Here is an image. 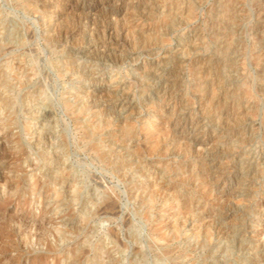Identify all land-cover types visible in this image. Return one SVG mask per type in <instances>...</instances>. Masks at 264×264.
<instances>
[{
    "label": "rangeland",
    "instance_id": "rangeland-1",
    "mask_svg": "<svg viewBox=\"0 0 264 264\" xmlns=\"http://www.w3.org/2000/svg\"><path fill=\"white\" fill-rule=\"evenodd\" d=\"M114 1L0 0V264H264V0Z\"/></svg>",
    "mask_w": 264,
    "mask_h": 264
},
{
    "label": "bare ground",
    "instance_id": "bare-ground-1",
    "mask_svg": "<svg viewBox=\"0 0 264 264\" xmlns=\"http://www.w3.org/2000/svg\"><path fill=\"white\" fill-rule=\"evenodd\" d=\"M45 1V0H44ZM71 1V0H70ZM83 1V0H82ZM71 4L73 3V2H70ZM123 4V3H122ZM129 4V3H128ZM48 5V4H47ZM132 3H131V7L127 10V12L124 14V16H123V18L121 17L120 18V16L122 15V13H123V11H124V9H122V8H118L117 7V3H116V1H114V0H87V4L86 5H82V4H76L73 8H71L72 9V11H73V13H77V12H79L81 15H83L84 16V18H86V20H89L90 21V23L91 22H93V21H95V19L97 18V16H98V14L100 13V11L102 10V9H106L107 11H108V14L111 16V18L112 19H118V22L120 21V22H124V23H128L129 24V22H128V20H129V18H130V16H131V14H129L128 13V11L130 10V9H132L133 7H132ZM136 6V5H135ZM125 7V6H124ZM174 7V6H173ZM64 8V7H63ZM126 8V7H125ZM128 8V7H127ZM126 8V9H127ZM175 8V7H174ZM175 9H177V8H175ZM132 10H134V9H132ZM54 11V10H53ZM59 11V10H58ZM104 11V10H103ZM131 11V10H130ZM129 11V12H130ZM60 12V11H59ZM68 12V11H67ZM102 13V12H101ZM186 13V12H185ZM60 15H65V20L69 17V13H66V9H65V14H64V12H62ZM52 18V17H51ZM57 19V18H56ZM70 19V18H69ZM109 20V19H108ZM67 22V21H66ZM83 22V21H82ZM131 22V21H130ZM51 23V22H50ZM112 23V22H111ZM115 23V22H114ZM67 24H68V22H67ZM118 25H120V24H118ZM135 25V24H134ZM75 27V26H74ZM120 27V26H119ZM130 27V26H129ZM51 28H53V27H51ZM59 28V27H58ZM66 28V27H65ZM79 28H81V27H79ZM126 28V27H125ZM69 29V28H68ZM121 29H122V27H121ZM128 29V28H127ZM261 29H263L262 27H261ZM63 30V29H62ZM87 30V29H86ZM92 30V29H91ZM125 30V29H124ZM133 30V29H132ZM148 30V29H147ZM97 31V30H96ZM101 31V30H100ZM126 31V30H125ZM145 31V30H144ZM78 32H81L80 31V29H73V30H70V31H68L67 30V32L66 33H68L69 35H76ZM86 32V31H85ZM107 32V31H106ZM114 32V29L113 28H110L109 29V32H107V33H109L110 35L112 34ZM132 32V31H131ZM136 33H139V32H136ZM151 33V32H150ZM125 34V33H124ZM64 35V34H63ZM123 36V35H122ZM125 36V35H124ZM123 36V37H124ZM6 37V36H5ZM75 37V36H74ZM132 38H133V35H132ZM149 38V37H148ZM110 39V38H109ZM124 40V39H123ZM127 41V40H126ZM125 42V41H124ZM129 43V42H128ZM127 45V44H126ZM118 46V45H117ZM91 49L92 48H95V49H98V46L96 45V46H89ZM86 49V48H85ZM100 49V48H99ZM114 49V48H113ZM113 49H111V48H109V47H106L105 48V50L103 51V55H105V54H109L110 52H113L114 50ZM87 50V49H86ZM97 51H100V50H97ZM3 52V51H2ZM119 52V51H118ZM1 53V52H0ZM89 53H90V51H89ZM102 52H100V54H101ZM132 55V54H131ZM137 55V54H136ZM115 57V56H114ZM119 58V57H118ZM4 84H5V82H4ZM107 94V93H106ZM110 94V93H109ZM117 94V93H116ZM115 94V95H116ZM208 94V93H207ZM204 96V95H203ZM201 97V96H200ZM207 97V96H206ZM103 98H105L104 97V95H103V92L102 91H95L94 92V95H93V99H94V108H100L101 106H105L106 107V103H108V101H106V100H104L103 101ZM171 98V97H170ZM205 98V97H204ZM2 100L0 99V102H1ZM15 101V100H14ZM111 102H113V100H111ZM125 102V101H124ZM110 103V102H109ZM214 103V102H213ZM224 104V103H223ZM13 105H15V102L13 103ZM123 105V104H122ZM121 105V106H122ZM215 105V104H214ZM108 106V105H107ZM125 106V105H124ZM2 106L0 105V108H1ZM212 107H213V105H212ZM128 109L129 108H131V107H127ZM126 108V109H127ZM197 108V107H196ZM188 109H190V108H188ZM187 109V110H188ZM182 110V109H181ZM198 110V109H197ZM170 112V111H169ZM176 112V111H175ZM201 112V111H200ZM127 113V112H126ZM167 113V112H166ZM180 113V112H179ZM184 114V113H183ZM166 115V114H165ZM170 116H172V113H171V115ZM167 117V116H166ZM169 117V116H168ZM184 117V116H183ZM192 117V116H191ZM169 119V118H168ZM171 119H172V117H171ZM171 119H170V121H171ZM182 120V119H181ZM169 122V121H168ZM169 123H171V122H169ZM175 124V123H174ZM180 124V123H179ZM192 125V124H191ZM157 126H159V125H157ZM179 126V125H178ZM183 126V125H182ZM177 128V127H176ZM192 129V128H191ZM155 130V129H154ZM175 130V129H174ZM198 130H200L199 128H198ZM176 131V130H175ZM150 133V132H149ZM163 133V132H162ZM194 134V133H193ZM145 136V135H144ZM149 136V135H148ZM154 136V135H153ZM192 137V136H191ZM151 139L153 138V137H150ZM161 140V139H160ZM167 140V139H166ZM39 141V140H38ZM168 141V140H167ZM2 142V141H1ZM149 142V141H148ZM159 142V141H158ZM157 142V143H158ZM191 144H192V142H190ZM200 143V142H199ZM3 144V143H2ZM160 144V143H159ZM159 144L158 145H156V143H155V145H153L152 146V148L153 149H155V148H157V147H159ZM184 146V145H183ZM2 148V147H1ZM215 150V149H214ZM154 152V151H153ZM189 153V152H188ZM157 154V153H156ZM215 155V154H214ZM212 163V162H211ZM213 175V174H212ZM211 175V176H212ZM227 182V181H226ZM160 188V187H159ZM208 192V191H207ZM169 193V192H168ZM210 194V193H209ZM218 195V194H217ZM108 205V204H107ZM106 205V206H107ZM223 211V210H222ZM189 218V217H188ZM226 219V218H225ZM17 220V219H16ZM227 220V219H226ZM221 222V221H220ZM190 223V222H189ZM211 223V222H210ZM219 225H220V223H219ZM190 226H192L191 224H190ZM196 226V225H195ZM202 226H204V225H202ZM211 226H212V223H211ZM193 227V226H192ZM198 227H200V226H198ZM208 229V228H207ZM217 233V232H216ZM215 234V233H214ZM213 234V235H214ZM216 235V234H215ZM225 235H227V233L225 234ZM217 239V238H216Z\"/></svg>",
    "mask_w": 264,
    "mask_h": 264
}]
</instances>
